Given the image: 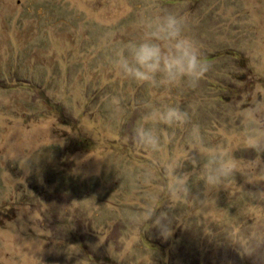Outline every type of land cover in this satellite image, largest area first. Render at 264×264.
<instances>
[{
	"label": "rangeland",
	"instance_id": "1",
	"mask_svg": "<svg viewBox=\"0 0 264 264\" xmlns=\"http://www.w3.org/2000/svg\"><path fill=\"white\" fill-rule=\"evenodd\" d=\"M162 10L187 18L207 71L154 95L111 58ZM254 62L264 0H0V264H264V150L239 119L264 99ZM162 98L217 150L218 186L204 184L187 126L164 133V155L195 162L179 170L188 193L162 168L143 182L152 164L131 129ZM147 204L172 218L167 238L130 219Z\"/></svg>",
	"mask_w": 264,
	"mask_h": 264
},
{
	"label": "clouds",
	"instance_id": "2",
	"mask_svg": "<svg viewBox=\"0 0 264 264\" xmlns=\"http://www.w3.org/2000/svg\"><path fill=\"white\" fill-rule=\"evenodd\" d=\"M202 56V45L192 35L187 18L178 12L162 10L147 18L138 34L116 49L111 64L116 75L147 87L155 95L161 90L170 91L181 84L194 86L207 71ZM254 67L257 72L264 74V65L254 62ZM112 103L118 106L120 101L114 99ZM239 119L254 141L253 149L257 152L264 150V99L258 98L249 104L239 113ZM185 128L193 149L202 157L204 184L214 187L222 183L224 173L216 167L217 150L205 144L199 125L191 123L187 110L171 98H162L159 102H145L131 129L130 138L137 147L144 150L152 164L143 175L145 184L154 178L155 170L162 168L168 178L170 191L178 196L188 193L191 174L179 170L185 161L193 165L195 162L189 154L183 160L174 155H164V133H168L170 139L175 130ZM156 210L147 204L142 213L130 214V219L133 223H139L147 218V221L152 222L151 226L167 238L171 234L172 218H169L167 212L157 216ZM111 247L109 243L107 251Z\"/></svg>",
	"mask_w": 264,
	"mask_h": 264
}]
</instances>
